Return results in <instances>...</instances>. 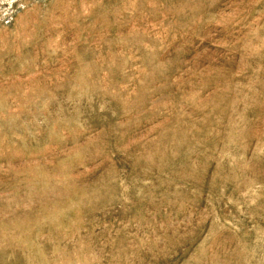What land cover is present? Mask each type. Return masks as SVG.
Returning a JSON list of instances; mask_svg holds the SVG:
<instances>
[{"label":"rangeland","instance_id":"1","mask_svg":"<svg viewBox=\"0 0 264 264\" xmlns=\"http://www.w3.org/2000/svg\"><path fill=\"white\" fill-rule=\"evenodd\" d=\"M0 264H264V0H0Z\"/></svg>","mask_w":264,"mask_h":264}]
</instances>
